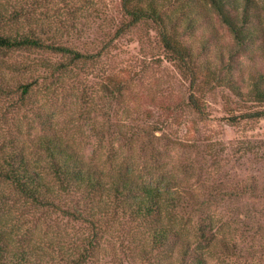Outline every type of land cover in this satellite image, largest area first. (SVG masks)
I'll return each mask as SVG.
<instances>
[{
	"label": "rangeland",
	"instance_id": "1",
	"mask_svg": "<svg viewBox=\"0 0 264 264\" xmlns=\"http://www.w3.org/2000/svg\"><path fill=\"white\" fill-rule=\"evenodd\" d=\"M258 2L261 19L256 24L264 30V0ZM124 20L121 0H0V33H35L46 42L83 53H96L110 43ZM212 20L211 25L200 20L191 44L203 50L201 62L215 70L233 38L216 17ZM111 44L109 54L87 68L86 74L76 71L52 86L40 85V68L63 59L36 50L0 49V82L3 79L4 86L13 90L12 96L0 95V152L23 149L36 158L38 137L51 131L43 126L47 122L55 128L52 132L99 168L111 171L134 165L133 170L146 180L171 187L186 199L194 196L197 206L205 205L203 212L218 227L210 264H264V117L235 124L227 119L264 110V103L240 99L224 86L206 87L201 93L208 120L186 110L174 117L154 100L187 101L190 82L166 60L153 26H138ZM241 62L264 68V56L257 62L247 58ZM108 73L131 80L129 93L120 101L104 97L102 85ZM35 80L39 82L31 101L17 102L20 84ZM108 123L111 134L139 135V141L151 142L154 149L123 152L118 144L125 141L103 138ZM0 194L3 228L18 242L69 241L78 231L58 212L36 211L9 185L0 184ZM222 238L235 245L225 254L220 252ZM115 250L119 248L110 246L103 253Z\"/></svg>",
	"mask_w": 264,
	"mask_h": 264
},
{
	"label": "trees",
	"instance_id": "2",
	"mask_svg": "<svg viewBox=\"0 0 264 264\" xmlns=\"http://www.w3.org/2000/svg\"><path fill=\"white\" fill-rule=\"evenodd\" d=\"M121 7L125 20L117 26L112 41L96 53L49 43L35 33H0V49L36 50L63 59L44 63L40 68V85L52 86L76 71L86 74L87 68L109 54L111 43L150 23L163 45L166 60L175 64L191 87L187 101L171 104L154 100L160 109L174 117L186 110L202 121L208 120L201 91L215 86L227 87L240 99L264 103V68H249L241 62L243 58L257 62L264 56V44H258L264 39L263 27L256 24L261 19L258 0H121ZM213 17L233 38L228 54H222L215 70L201 62L203 50H196L191 44L200 20L211 25ZM3 81L0 95L12 96L13 90L5 87ZM130 81L108 73L102 85L105 99L120 101L126 97ZM38 82H22L17 102L27 105ZM263 117L261 110L227 119L235 124L242 119ZM43 126L51 131L38 137L34 145L36 158L23 149L0 152V184L11 186L36 211L58 212L83 231H76L69 241L55 239L25 245L16 241L0 220V264H108V259L113 260L112 264H210L218 227L203 212L205 205L197 206L194 196L186 199L171 187L146 180L133 170L134 165L112 167L111 171L99 168L73 144L52 132L53 125L44 122ZM110 131L108 123L103 138L115 143L118 139L125 141L118 144L123 152L136 147L143 152L154 149L151 142L139 141V135L128 138ZM219 243L222 254L235 247L225 238ZM110 246H117L119 251L103 253Z\"/></svg>",
	"mask_w": 264,
	"mask_h": 264
}]
</instances>
